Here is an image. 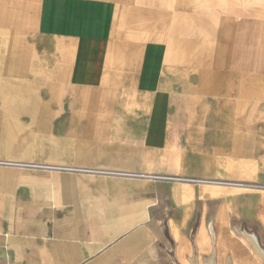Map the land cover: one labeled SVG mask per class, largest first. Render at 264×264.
<instances>
[{"label":"crops","instance_id":"0c3cea01","mask_svg":"<svg viewBox=\"0 0 264 264\" xmlns=\"http://www.w3.org/2000/svg\"><path fill=\"white\" fill-rule=\"evenodd\" d=\"M192 2L0 0V160L117 173L0 165V264H234L233 224L264 236L263 190L121 175L264 184V0Z\"/></svg>","mask_w":264,"mask_h":264},{"label":"built area","instance_id":"2783aa9c","mask_svg":"<svg viewBox=\"0 0 264 264\" xmlns=\"http://www.w3.org/2000/svg\"><path fill=\"white\" fill-rule=\"evenodd\" d=\"M0 165L40 168V169H46V170L63 171V172H71V173L78 172V173H88V174H117L114 172H107V171H102V170L76 167V166H58V165H49V164H36V163H16V162L3 161V160H0ZM121 175L144 177V178H150L152 180L190 182V183L197 184V185L198 184H212V185L225 186V187H239V188L263 189L264 190V184L232 181V180H215V179L195 178V177H186V176H177V175H159V174L128 173V174H121Z\"/></svg>","mask_w":264,"mask_h":264},{"label":"rangeland","instance_id":"374dc122","mask_svg":"<svg viewBox=\"0 0 264 264\" xmlns=\"http://www.w3.org/2000/svg\"><path fill=\"white\" fill-rule=\"evenodd\" d=\"M185 1L189 2L190 4L193 3L192 2L193 0H185ZM205 179H209V178H205ZM215 180H225V179H215ZM241 182H244V181H241ZM251 183H254V182H251ZM233 188H239V187H233ZM240 189H249V188H240ZM255 190H263V189H255ZM247 227L248 226H246L245 228H242V227L237 226L236 223L233 224L231 228L232 238L226 240L227 245H229V250H231L233 253L234 264H264V259L256 251L253 242L247 236V234L253 235L257 239L259 246L264 250L263 233L256 226L255 227L250 226L249 229ZM228 261L229 260L226 259L225 263L228 264L227 263ZM185 264H191V259L189 258L188 260H186Z\"/></svg>","mask_w":264,"mask_h":264},{"label":"bare ground","instance_id":"6f19581e","mask_svg":"<svg viewBox=\"0 0 264 264\" xmlns=\"http://www.w3.org/2000/svg\"><path fill=\"white\" fill-rule=\"evenodd\" d=\"M255 244V249L256 251L260 254V256H262V258L264 259V250L259 246V244L257 243V241L254 238H251ZM212 264V263H211Z\"/></svg>","mask_w":264,"mask_h":264}]
</instances>
